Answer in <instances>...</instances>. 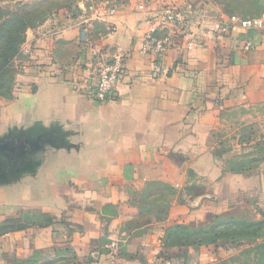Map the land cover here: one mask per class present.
<instances>
[{
	"label": "crops",
	"instance_id": "obj_1",
	"mask_svg": "<svg viewBox=\"0 0 264 264\" xmlns=\"http://www.w3.org/2000/svg\"><path fill=\"white\" fill-rule=\"evenodd\" d=\"M173 1L185 22L159 75L142 43L161 4L131 0L98 17L62 9L26 31L10 97H0V133L35 148L0 172V264H107L111 242L124 264H208L220 246L167 245V229L264 209V160L232 171L211 150L224 111L264 104V13L244 28L218 5ZM219 23L229 31L215 32ZM117 52L123 71L98 102L84 81ZM153 183L174 189L163 220L130 210Z\"/></svg>",
	"mask_w": 264,
	"mask_h": 264
},
{
	"label": "rangeland",
	"instance_id": "obj_2",
	"mask_svg": "<svg viewBox=\"0 0 264 264\" xmlns=\"http://www.w3.org/2000/svg\"><path fill=\"white\" fill-rule=\"evenodd\" d=\"M139 1L148 5L164 2V0ZM204 1L205 6L215 8L218 5L224 14L240 20L257 19L264 13V0ZM130 2L131 0H0V7H24L29 11L35 10L31 23L36 27L39 22L55 17L62 9L73 17L79 15L87 17L91 13L98 17L100 8L116 10ZM175 2L177 4L176 0ZM174 30L176 31V28ZM12 74L14 76V73ZM8 81L4 82L7 84ZM223 117L224 126L212 133V152L224 155L227 169L233 167L237 169L236 171H252L264 160V104L232 107L224 111ZM5 136L6 133H0L1 138ZM153 191L158 195L150 197ZM170 194L162 186L152 184L135 195L137 201L130 205V210L135 215L152 210L154 215L160 216L169 208ZM144 197L148 200L144 201ZM227 222L232 223V226L222 225ZM257 222H261V225H256ZM207 225L209 228L213 227L210 237L215 236L214 239L217 241L214 245L221 248L208 264H264V209L251 204L237 206L215 215Z\"/></svg>",
	"mask_w": 264,
	"mask_h": 264
},
{
	"label": "built area",
	"instance_id": "obj_3",
	"mask_svg": "<svg viewBox=\"0 0 264 264\" xmlns=\"http://www.w3.org/2000/svg\"><path fill=\"white\" fill-rule=\"evenodd\" d=\"M109 11L113 14L115 9L111 8ZM183 21H185V18L175 4H173L172 0H164L160 9L155 10L149 16L142 50L152 56V71L155 75H159L162 72L165 55L171 43L177 38V32L174 29L182 24ZM254 24L253 20H241L240 22V25L244 28L251 27ZM229 28L230 25L224 23H219L214 26L215 32L219 34L227 33ZM86 33V29L81 31L83 39ZM245 46L249 48L251 42H247ZM124 62L125 55L121 52L113 54L109 59H101L94 62L90 66L88 76L84 81V92L98 102H105L112 98L117 79L123 71ZM107 246L111 249L107 264H124L117 260L116 254L114 253L116 244L111 242Z\"/></svg>",
	"mask_w": 264,
	"mask_h": 264
},
{
	"label": "trees",
	"instance_id": "obj_4",
	"mask_svg": "<svg viewBox=\"0 0 264 264\" xmlns=\"http://www.w3.org/2000/svg\"><path fill=\"white\" fill-rule=\"evenodd\" d=\"M34 14L35 10L29 11L24 7H0V97L4 99H8L10 97L14 82V76L12 74L14 73V69L12 67L11 61L18 53L21 45L25 42L26 31L35 27V25H32L33 23H31V19ZM40 23H42V21L39 22V24ZM5 80H9L7 84L4 82ZM230 169L232 171L237 170L233 167H231ZM157 185H160L162 186V188L167 189L168 193L174 192V189L168 185ZM155 195L157 196L158 193H156V191H153L150 197H154ZM136 196L135 200L132 203H135L137 201ZM145 198L146 197H144L143 200L147 201L148 198ZM149 212L153 211L151 210ZM167 212L168 210L162 213V215L160 216L155 215L156 219L163 220L166 217ZM222 225L232 226V223L227 222ZM256 225L260 226L261 222H257ZM207 227L208 225L201 227H189L184 224L175 225L167 229L164 236V242L167 245L216 244L217 240L214 239L215 236L210 237L213 227H208L209 229ZM216 238H218V235L216 236Z\"/></svg>",
	"mask_w": 264,
	"mask_h": 264
},
{
	"label": "water",
	"instance_id": "obj_5",
	"mask_svg": "<svg viewBox=\"0 0 264 264\" xmlns=\"http://www.w3.org/2000/svg\"><path fill=\"white\" fill-rule=\"evenodd\" d=\"M35 148V144L25 140H16L12 136L0 137V172L9 164L21 161L22 156Z\"/></svg>",
	"mask_w": 264,
	"mask_h": 264
}]
</instances>
